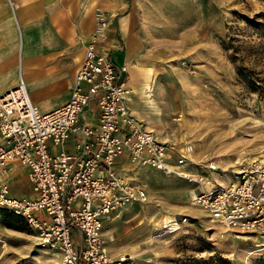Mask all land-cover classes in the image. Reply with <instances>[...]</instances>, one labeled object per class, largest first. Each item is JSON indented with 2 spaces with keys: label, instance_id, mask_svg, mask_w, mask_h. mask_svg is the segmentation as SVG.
<instances>
[{
  "label": "built area",
  "instance_id": "obj_1",
  "mask_svg": "<svg viewBox=\"0 0 264 264\" xmlns=\"http://www.w3.org/2000/svg\"><path fill=\"white\" fill-rule=\"evenodd\" d=\"M106 23L104 14L97 15L64 103L40 112L20 73L16 84L0 94V172L7 162L18 161L27 169L30 189V196L12 195L0 178V208L20 216L37 243L57 253L60 264H126L129 255L113 254L107 244L113 237L102 232L111 213L147 198L141 186L117 170L118 159L124 158L184 179L190 185L188 202L208 220L264 237V156L230 169L224 184L207 176L217 168L212 160L202 173L189 171L191 143L156 138L127 108L126 66L115 65L98 47ZM90 101L96 107L94 122H80ZM75 129L81 138L72 150L50 151L48 143L61 145ZM186 221L185 215L168 217L160 229L174 230Z\"/></svg>",
  "mask_w": 264,
  "mask_h": 264
},
{
  "label": "rangeland",
  "instance_id": "obj_2",
  "mask_svg": "<svg viewBox=\"0 0 264 264\" xmlns=\"http://www.w3.org/2000/svg\"><path fill=\"white\" fill-rule=\"evenodd\" d=\"M184 10L182 43L165 61L176 107H170L168 96L156 114L142 102L137 88L126 105L142 126L157 137L161 132L167 143L183 138L191 143L189 171L202 173L205 162L212 160L217 168L206 174L224 184L230 169L264 156V0H188ZM194 25L197 33L192 37L189 29ZM249 75L253 88L247 84ZM117 168L147 197L103 222V233L113 237L108 247L127 253L126 264H182L191 258L196 261L190 264L207 258L216 264L217 254L228 264H253L264 255V237L225 229L190 204V185L184 179L124 158ZM181 215L187 221L180 227L160 229L162 219ZM19 224L24 226L22 218ZM15 225L7 226L0 216V264H60L57 253L40 246L32 231Z\"/></svg>",
  "mask_w": 264,
  "mask_h": 264
},
{
  "label": "crops",
  "instance_id": "obj_3",
  "mask_svg": "<svg viewBox=\"0 0 264 264\" xmlns=\"http://www.w3.org/2000/svg\"><path fill=\"white\" fill-rule=\"evenodd\" d=\"M11 2L16 4L14 8ZM187 5L188 0H0V94L16 84L20 73L31 102L40 112L64 103L97 15L104 14L107 23L98 47L109 53L115 65L126 66L131 87L126 104L137 88L142 90V102L156 114L164 109L168 96L170 107H176L167 86L165 61L172 48L182 43L181 16ZM189 31L196 36L195 25ZM95 114V103L90 101L80 114V122L93 123ZM155 137L167 141L161 132ZM80 138L75 129L61 145L48 146L51 152L68 151ZM26 170L13 160L0 172L12 195L30 196Z\"/></svg>",
  "mask_w": 264,
  "mask_h": 264
},
{
  "label": "trees",
  "instance_id": "obj_4",
  "mask_svg": "<svg viewBox=\"0 0 264 264\" xmlns=\"http://www.w3.org/2000/svg\"><path fill=\"white\" fill-rule=\"evenodd\" d=\"M253 24H257L256 22L252 21ZM235 71L237 75H242L241 71L238 69V67H235ZM251 75H249V77L246 79L247 80V84H249L250 88H253L255 86V83L253 81V78L250 77ZM0 216L4 219V221L6 222L7 226H14L15 223L17 224V222H19L21 220V217L13 214V213H9L6 210L0 209ZM17 228L20 229H25V227L27 228V226L24 223L23 224H19V225H15ZM28 229V228H27ZM209 259V258H207ZM207 259H198V261H201L202 264H209V261ZM216 259H217V263L216 264H228V260L221 257L220 255H216ZM196 260L194 258L191 259H186L183 260L182 264H190V262H195ZM253 264H264V255L257 257V259L255 260V262Z\"/></svg>",
  "mask_w": 264,
  "mask_h": 264
},
{
  "label": "bare ground",
  "instance_id": "obj_5",
  "mask_svg": "<svg viewBox=\"0 0 264 264\" xmlns=\"http://www.w3.org/2000/svg\"><path fill=\"white\" fill-rule=\"evenodd\" d=\"M221 184H223V183H221Z\"/></svg>",
  "mask_w": 264,
  "mask_h": 264
}]
</instances>
